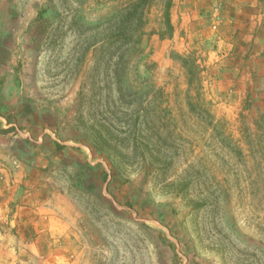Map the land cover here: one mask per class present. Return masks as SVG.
<instances>
[{"label":"rangeland","instance_id":"obj_1","mask_svg":"<svg viewBox=\"0 0 264 264\" xmlns=\"http://www.w3.org/2000/svg\"><path fill=\"white\" fill-rule=\"evenodd\" d=\"M137 1L0 0L27 264H264V0Z\"/></svg>","mask_w":264,"mask_h":264},{"label":"crops","instance_id":"obj_2","mask_svg":"<svg viewBox=\"0 0 264 264\" xmlns=\"http://www.w3.org/2000/svg\"><path fill=\"white\" fill-rule=\"evenodd\" d=\"M239 1L250 7L257 2ZM10 124L11 122L7 125ZM4 145L6 144L0 135V264H27V260L38 254L39 247L43 248L46 244V236L41 234L45 233V228H34L35 202L27 196L18 197L14 194V160L13 157L4 155ZM47 227L49 233L52 227Z\"/></svg>","mask_w":264,"mask_h":264},{"label":"trees","instance_id":"obj_3","mask_svg":"<svg viewBox=\"0 0 264 264\" xmlns=\"http://www.w3.org/2000/svg\"><path fill=\"white\" fill-rule=\"evenodd\" d=\"M144 4H145V0H138L130 8V12L137 19V25L138 26L141 24L140 21H141L142 9H143ZM169 6H170V0H169V2L167 3V6H166L165 18H167V16H168V8H169Z\"/></svg>","mask_w":264,"mask_h":264}]
</instances>
